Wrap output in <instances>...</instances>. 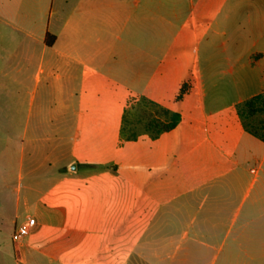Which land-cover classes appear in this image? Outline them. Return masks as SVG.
Masks as SVG:
<instances>
[{
	"label": "crops",
	"instance_id": "crops-1",
	"mask_svg": "<svg viewBox=\"0 0 264 264\" xmlns=\"http://www.w3.org/2000/svg\"><path fill=\"white\" fill-rule=\"evenodd\" d=\"M260 95L264 0H0V119L26 109L16 210L36 219L17 264H264L241 113ZM139 100L180 123L123 138Z\"/></svg>",
	"mask_w": 264,
	"mask_h": 264
},
{
	"label": "rangeland",
	"instance_id": "rangeland-1",
	"mask_svg": "<svg viewBox=\"0 0 264 264\" xmlns=\"http://www.w3.org/2000/svg\"><path fill=\"white\" fill-rule=\"evenodd\" d=\"M257 107L258 110L255 112L247 107H241V113L247 126L264 137V104L259 103ZM129 110L125 128L131 134L123 135V138L138 137L145 131L144 121L147 112L145 103L141 100L133 101ZM0 113H8V106L0 104ZM21 115L22 119L15 121L13 130H9L8 118L0 119V264H17L13 254L12 235L16 224L19 226L28 215L23 201L19 211L16 210L17 197L20 195L17 189L23 190L26 183L25 173L19 168L21 148L26 140L23 132V125L26 122L25 108ZM20 196L22 197V194ZM248 205L247 203L246 207Z\"/></svg>",
	"mask_w": 264,
	"mask_h": 264
},
{
	"label": "trees",
	"instance_id": "trees-1",
	"mask_svg": "<svg viewBox=\"0 0 264 264\" xmlns=\"http://www.w3.org/2000/svg\"><path fill=\"white\" fill-rule=\"evenodd\" d=\"M147 108V112L145 114L144 127L145 131L153 138H158L161 134L165 132H169L177 127V125L181 121V116L179 113L172 112L160 105L143 101ZM261 103L264 104V95L257 96L246 103H244L241 107H247L252 112H255L257 105ZM258 108V107H257ZM261 109V107H260ZM251 132H253L251 130ZM137 136H133L130 139H136ZM264 140V137H262Z\"/></svg>",
	"mask_w": 264,
	"mask_h": 264
},
{
	"label": "built area",
	"instance_id": "built-area-1",
	"mask_svg": "<svg viewBox=\"0 0 264 264\" xmlns=\"http://www.w3.org/2000/svg\"><path fill=\"white\" fill-rule=\"evenodd\" d=\"M36 225V219L29 217L27 221L19 226H17L12 235L13 243L21 242L26 236H28L34 229Z\"/></svg>",
	"mask_w": 264,
	"mask_h": 264
}]
</instances>
